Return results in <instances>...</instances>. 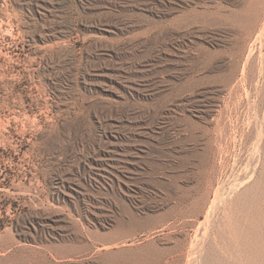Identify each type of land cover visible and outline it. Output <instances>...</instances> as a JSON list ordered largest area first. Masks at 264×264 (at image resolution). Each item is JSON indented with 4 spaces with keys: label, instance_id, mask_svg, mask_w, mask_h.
Wrapping results in <instances>:
<instances>
[{
    "label": "rangeland",
    "instance_id": "rangeland-1",
    "mask_svg": "<svg viewBox=\"0 0 264 264\" xmlns=\"http://www.w3.org/2000/svg\"><path fill=\"white\" fill-rule=\"evenodd\" d=\"M263 128L264 0H0V264H244Z\"/></svg>",
    "mask_w": 264,
    "mask_h": 264
},
{
    "label": "bare ground",
    "instance_id": "bare-ground-1",
    "mask_svg": "<svg viewBox=\"0 0 264 264\" xmlns=\"http://www.w3.org/2000/svg\"><path fill=\"white\" fill-rule=\"evenodd\" d=\"M259 129L261 128L259 127ZM263 137L264 133L263 131H260L258 136V148L257 151H255L257 156L256 158H251L252 160L248 163V168H254L258 164H261L264 167ZM248 168L246 169L249 170ZM247 170L245 172H248ZM262 170L264 169L262 168ZM254 171L253 173H255ZM260 174L262 175L255 178L245 191L237 196V199H235L234 196L233 198H229L230 195L227 197V194H225L226 192H224L226 189L221 190L220 187L215 189V194L223 195L222 201L224 203H227V200L231 199L228 203L229 205L227 204L228 206L224 215L225 218H228L234 224L235 230L230 234L236 238L234 248L241 256V261L244 264H264V172H260ZM251 178L242 180L240 183L238 182V185L233 188L231 187V189L229 188V192L235 193L245 184L249 183ZM217 207L216 200H214L209 205L206 219H211L214 216Z\"/></svg>",
    "mask_w": 264,
    "mask_h": 264
}]
</instances>
